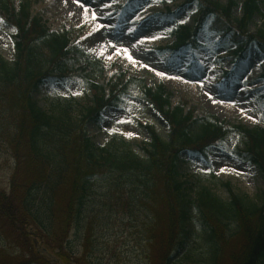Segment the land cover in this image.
Masks as SVG:
<instances>
[{
  "label": "rangeland",
  "instance_id": "374dc122",
  "mask_svg": "<svg viewBox=\"0 0 264 264\" xmlns=\"http://www.w3.org/2000/svg\"><path fill=\"white\" fill-rule=\"evenodd\" d=\"M23 1L31 2V17L40 19L50 33L65 36L71 47L101 63L103 73L93 74V78L105 88L106 98L115 85L131 79L140 83L102 111L99 125H87V137L95 150L104 148L119 155L127 151L144 161L150 131L168 142L169 128L144 101L141 84L151 89L164 87L171 95L170 108L191 111L195 119H213L225 128L264 127V105L260 103L261 99L264 102V55L255 46L238 58L237 47L212 31L209 19L197 35L196 46L175 53L169 50L180 44L178 35L181 41H190L181 39V34L186 37L195 28L198 4L183 0H12L15 9ZM60 3L75 12L65 13ZM167 13L172 17H163ZM232 16L241 18L240 3ZM262 25L261 17L256 16L250 31L261 30ZM15 41V31L0 20V58L10 65L17 59ZM123 49L136 63L126 58ZM32 98L49 115L59 105L74 102L73 121L80 120L93 100L91 91L74 81L44 82ZM215 104L229 109H214ZM15 132V120L0 95V194L10 197L14 207L8 216L0 213V264H233L230 255L242 246L237 224L228 222L223 231L225 244L217 242L197 209V194L206 188L226 202L228 185L240 198L258 206L264 202L259 169L234 154L246 150L244 139L232 135L223 147H211L204 155L181 153L177 181L182 188L173 202L178 207L179 230L164 263L167 211L163 199L153 206L139 182L111 173L105 165L87 182L76 211H64L68 199L62 190L67 184L57 189L51 182L28 189L16 173L11 144ZM189 132L195 135L197 127ZM49 136H44V142L53 153L52 166L63 169L58 149L54 152L46 140ZM101 156L109 157L107 153Z\"/></svg>",
  "mask_w": 264,
  "mask_h": 264
},
{
  "label": "trees",
  "instance_id": "16d2710c",
  "mask_svg": "<svg viewBox=\"0 0 264 264\" xmlns=\"http://www.w3.org/2000/svg\"><path fill=\"white\" fill-rule=\"evenodd\" d=\"M241 2L242 16L235 19L233 9ZM185 3L198 4L200 14L194 31L186 37L181 35V39L193 43L202 25L210 19L216 32L223 33L238 46L239 56L243 57L251 45L264 54V0H227L225 5L208 0H185ZM30 10L29 1H23L16 10L12 0H0V20L15 29L17 52L13 65L0 58V95L15 120L16 132L11 144L17 160L16 173L20 174L28 189L51 182L57 189L67 184L62 190V195L68 199L64 211H76L86 194L87 182L100 174L105 165L111 173L133 178L144 188L152 205L161 199L166 204L164 241L167 250L162 259L167 263L177 240L175 231L179 230V214L177 220V214L175 216L178 207L173 202L182 188L177 181L181 153L203 154L211 147H223L230 135H237L246 141L247 148L245 151L236 150L235 156L257 167L264 180V129L248 130L241 126L225 129L213 119H194L191 111L185 113L184 109H171V95L161 86L151 89L141 84L144 101L169 126L168 142L150 132L151 143L144 161L127 151L119 155L105 149L95 150L87 137V125H99L102 111L140 83L133 79L115 85L110 97L105 98V89L92 83L93 74L102 71L99 63L89 60L78 48H70L65 36L50 33L40 19L31 17ZM256 16L261 17L263 27L251 32L250 25ZM66 81L81 82L93 92L92 105L78 121L71 117L74 102L59 105L58 111L49 115L38 108L32 98L44 82L63 84ZM192 126L197 127L195 135L189 132ZM46 135L53 151L58 149L56 153L62 156L63 169L53 168V153L44 142ZM95 152L100 153L96 156ZM106 153L109 157L103 158L101 155ZM225 186L230 196L228 201H222L203 188L197 194V209L211 230L212 238L221 244H225L223 231L227 223L234 221L237 224L242 246L237 254L230 255L233 264H264V202L258 206L234 195L229 186ZM12 211L10 197L0 194V213L8 216Z\"/></svg>",
  "mask_w": 264,
  "mask_h": 264
},
{
  "label": "snow or ice",
  "instance_id": "6c2138e0",
  "mask_svg": "<svg viewBox=\"0 0 264 264\" xmlns=\"http://www.w3.org/2000/svg\"><path fill=\"white\" fill-rule=\"evenodd\" d=\"M76 2L78 3L79 0H76ZM81 6H83V5H81ZM106 6H109V5H106ZM95 18H96V17H95V14H93V19H95ZM13 31H15V29H13ZM153 39H158V37H153ZM123 53L125 54L126 58H127L129 61H131L132 63H136V61L132 58V56L128 54L127 49H123ZM117 54H120V50H117ZM100 55H103V51L100 53ZM109 59H111V57H109ZM144 66L147 67L146 65H144ZM157 75L163 76L164 73H162V72H157ZM169 78H173V79H174V78H176V77H169ZM76 94H79V93H76ZM118 122H120V123H125V122H127V121H118ZM128 135L131 136L132 133H128ZM221 171L223 172V171H225V169H221Z\"/></svg>",
  "mask_w": 264,
  "mask_h": 264
},
{
  "label": "bare ground",
  "instance_id": "6f19581e",
  "mask_svg": "<svg viewBox=\"0 0 264 264\" xmlns=\"http://www.w3.org/2000/svg\"><path fill=\"white\" fill-rule=\"evenodd\" d=\"M70 6L66 5L64 6L62 3H60V8L61 10L65 11V13H67V11H70V12H75V10L73 8L69 9ZM79 17V16H78ZM215 108L214 109H217V108H222L223 110L226 111V109H229L227 105H223V104H215ZM219 110V109H218ZM221 111V110H219Z\"/></svg>",
  "mask_w": 264,
  "mask_h": 264
}]
</instances>
